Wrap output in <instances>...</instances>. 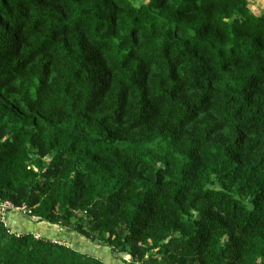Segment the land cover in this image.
Returning <instances> with one entry per match:
<instances>
[{
	"label": "trees",
	"instance_id": "obj_1",
	"mask_svg": "<svg viewBox=\"0 0 264 264\" xmlns=\"http://www.w3.org/2000/svg\"><path fill=\"white\" fill-rule=\"evenodd\" d=\"M3 204L0 264H264V13L0 0Z\"/></svg>",
	"mask_w": 264,
	"mask_h": 264
},
{
	"label": "rangeland",
	"instance_id": "obj_2",
	"mask_svg": "<svg viewBox=\"0 0 264 264\" xmlns=\"http://www.w3.org/2000/svg\"><path fill=\"white\" fill-rule=\"evenodd\" d=\"M138 3L140 2V1H137ZM4 217H6V218H8L9 216H8V213L7 214H5V215H2L1 214V212H0V222H3V220H4ZM55 231L57 230V228H53ZM49 232V231H48ZM36 238H39V235L38 234H36V236H35ZM67 241V240H66ZM79 241V240H78ZM59 242H64L63 240H60ZM80 243H81V245H77V241H74V244L76 245V247L77 246H82V244H84V242H82V241H79ZM67 243H68V241H67ZM87 249H90L89 247H86ZM85 252L86 253H92V254H96L97 252H98V249L97 248H95V249H92V250H85ZM100 255L101 256H103L104 257V259H106V260H110L109 259V254H107V253H104V252H102V253H100Z\"/></svg>",
	"mask_w": 264,
	"mask_h": 264
},
{
	"label": "crops",
	"instance_id": "obj_3",
	"mask_svg": "<svg viewBox=\"0 0 264 264\" xmlns=\"http://www.w3.org/2000/svg\"><path fill=\"white\" fill-rule=\"evenodd\" d=\"M250 8L255 15L264 13V0H248ZM16 220V219H15ZM15 227H17L14 224Z\"/></svg>",
	"mask_w": 264,
	"mask_h": 264
},
{
	"label": "built area",
	"instance_id": "obj_4",
	"mask_svg": "<svg viewBox=\"0 0 264 264\" xmlns=\"http://www.w3.org/2000/svg\"><path fill=\"white\" fill-rule=\"evenodd\" d=\"M10 205L9 204H3V205H0V212L2 215H5L7 214V210L9 209ZM6 219V217H4V220ZM3 220V222H5Z\"/></svg>",
	"mask_w": 264,
	"mask_h": 264
}]
</instances>
